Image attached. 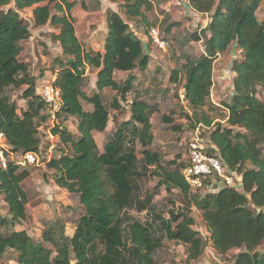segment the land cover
I'll use <instances>...</instances> for the list:
<instances>
[{"label": "trees", "instance_id": "obj_1", "mask_svg": "<svg viewBox=\"0 0 264 264\" xmlns=\"http://www.w3.org/2000/svg\"><path fill=\"white\" fill-rule=\"evenodd\" d=\"M122 1L125 16L143 24L148 35L153 23L147 21L145 13L152 2ZM262 1L187 0L195 13L209 16L204 28L186 37L199 42L204 36V49L197 58L177 56L169 80L181 84L183 98L192 111L193 127L212 124L209 112L214 107L208 98L214 60L231 48L240 54L231 63L233 92L230 102L223 104L226 125L218 123L211 129L213 146L209 152L241 175L242 190L226 186L217 192H204L192 189L184 178L186 161L177 164L173 160L166 165L160 153L149 147L153 140L150 117L157 108L148 101L147 89L134 90L136 76L132 71L147 69L150 39L144 44L117 12L109 11L103 52L85 51L70 16L75 0H0V132L12 151L36 152L41 143L38 127L47 117L43 112L53 109L40 92H35L34 78L20 60L22 42L30 32L17 11L33 6L34 25L48 23L57 29L51 37L65 57L64 61L57 60L52 81L61 98L53 117L78 120V137H71L59 124L51 128L68 150L50 158L47 167L55 172L58 186L78 194L84 208L71 236L49 230L42 241L35 243L26 231L9 230L27 218V195L21 183L29 176L27 169L9 161L5 169L0 167V194L9 216H0V256L14 251L18 264H157L155 252L165 238L183 244L188 259L196 260L206 241L192 228L190 211L195 207L217 253L237 249L240 252L231 264H264V250H259L264 243V102L257 97V88L264 89V21L256 18ZM177 26L178 22H172L165 27L162 34L166 42V34ZM87 66L97 70V93L91 96L81 89ZM115 71H126V79L117 82ZM24 85L21 97L26 106L18 112V104L6 91ZM106 88L115 91L110 107L120 111L123 103L130 116L99 149L94 133L105 132L109 121L108 108L100 95ZM85 104L91 108L84 110ZM165 120L173 122L170 117ZM146 177L158 179L151 190L141 185ZM160 185L169 192L176 189L183 197L181 205L170 210L168 216L157 211L154 202ZM131 212L144 213L148 218L142 221Z\"/></svg>", "mask_w": 264, "mask_h": 264}, {"label": "rangeland", "instance_id": "obj_2", "mask_svg": "<svg viewBox=\"0 0 264 264\" xmlns=\"http://www.w3.org/2000/svg\"><path fill=\"white\" fill-rule=\"evenodd\" d=\"M152 8L145 13L151 27H156L163 33L165 27L178 22L179 26L173 27L169 34H166L167 46L160 50L151 42L146 52L149 54L147 69L141 71L138 68L132 72L136 76L134 80V90L142 92L148 90L147 99L154 104L157 111L150 117L152 125L151 134L153 140L149 146L151 151H157L162 157L164 164L175 161L177 164L186 159L187 149L195 140H198L204 148H212L209 134L217 124L226 125V110L223 104L230 102L233 92V73L231 63L234 59H239L240 54L235 48H231L224 54H219L213 63V85L210 91L208 102L213 105V110L209 112L212 118L211 126H204L202 123L193 127V120L190 119L192 111L184 100L181 84L171 83L169 80L170 71L175 67V58L188 54L192 58H197L203 53V40L199 42L188 41L187 35L198 33L204 28L209 20V16L195 15L194 11L187 4V0H150ZM76 5L72 8L70 16L72 18L75 34L78 37L85 51L103 52L107 35L106 15L109 11L117 12L129 25L141 41L147 45L149 37L145 32L146 27L137 20H130L124 14L122 0H75ZM84 3V7H82ZM12 7L8 5L7 9ZM32 7L17 11L20 18L28 25L30 36L22 42L20 60L27 64L28 74L34 78L35 92L39 94L42 82H52L57 71V60H65L58 42L54 41L51 34L57 31L55 27L48 23L36 27L32 18ZM207 18V21H206ZM256 18L264 21V1L261 2ZM97 70L87 66L81 89L87 96L97 93L95 87ZM126 71H115L114 79L117 82L126 79ZM44 82V83H45ZM26 86L6 91L11 100L18 104V112L26 106L25 100L21 97L22 90ZM105 106L108 108L109 121L103 133H94V139L101 149L103 142L115 131L118 125L127 120L130 116L127 107L120 103L122 109L115 111L110 107V102L115 96V91L108 88L100 93ZM132 94H129L128 99ZM257 97L264 102V89L257 88ZM90 104L84 105V110H89ZM54 109L45 110L47 114L44 122L38 127L39 138L41 140L39 150L36 151L38 160L30 166L24 168L28 170L21 186L27 195L26 214L24 222L8 229L24 230L36 243L43 240L45 232L51 230L54 234H64L71 236L75 229L77 219L84 213V208L79 202L78 194L71 193L58 186L55 182V172L47 167L50 158L59 157L63 151L68 150V146L60 140L57 135H53L51 128L59 124L70 134L71 137H78V120L75 117H68L64 120L54 119ZM188 115V117L185 116ZM165 117L172 118L173 122L168 123ZM138 150H142L138 147ZM139 157L141 154L139 153ZM247 167H250L248 164ZM158 183L157 178L146 177L141 185L144 190H151ZM155 192L154 202L156 209L163 216L173 208L181 205L183 197L176 190L170 192L160 185ZM133 216L144 221L148 218L144 213L131 212ZM0 216L9 217L7 206L0 194ZM190 216L193 220L192 228L197 230L206 241L201 255L196 260H189L186 247L175 241L162 240L161 248L155 252L157 264H231L240 250L233 249L226 254L217 253L210 241L209 233L202 219L201 212L195 207L191 208ZM1 228V227H0ZM43 244L52 248L48 242ZM264 250V243L259 247ZM14 251H6L0 256V264H18L15 260ZM74 264V261H72Z\"/></svg>", "mask_w": 264, "mask_h": 264}, {"label": "built area", "instance_id": "obj_3", "mask_svg": "<svg viewBox=\"0 0 264 264\" xmlns=\"http://www.w3.org/2000/svg\"><path fill=\"white\" fill-rule=\"evenodd\" d=\"M148 37L150 42L160 50L166 48L167 42L158 28L151 27ZM44 82L40 87V96L54 110H58L61 104L60 91L52 82ZM37 160L36 152L12 151L5 136L0 132L1 168L5 169L9 161L25 167L34 164ZM184 161L187 162V165L182 174L192 189L217 192L219 189L229 186L242 190L241 175L235 170H230L218 156L210 153L198 140L189 145Z\"/></svg>", "mask_w": 264, "mask_h": 264}, {"label": "crops", "instance_id": "obj_4", "mask_svg": "<svg viewBox=\"0 0 264 264\" xmlns=\"http://www.w3.org/2000/svg\"><path fill=\"white\" fill-rule=\"evenodd\" d=\"M194 13H195V12H194ZM195 15H199V14L195 13ZM206 21H207V18H206Z\"/></svg>", "mask_w": 264, "mask_h": 264}]
</instances>
